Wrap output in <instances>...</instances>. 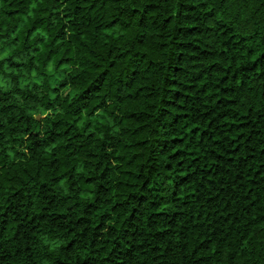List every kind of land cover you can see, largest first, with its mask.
<instances>
[{
    "label": "trees",
    "instance_id": "obj_1",
    "mask_svg": "<svg viewBox=\"0 0 264 264\" xmlns=\"http://www.w3.org/2000/svg\"><path fill=\"white\" fill-rule=\"evenodd\" d=\"M0 264H264V0H0Z\"/></svg>",
    "mask_w": 264,
    "mask_h": 264
},
{
    "label": "rangeland",
    "instance_id": "obj_2",
    "mask_svg": "<svg viewBox=\"0 0 264 264\" xmlns=\"http://www.w3.org/2000/svg\"><path fill=\"white\" fill-rule=\"evenodd\" d=\"M69 93V92H68Z\"/></svg>",
    "mask_w": 264,
    "mask_h": 264
}]
</instances>
